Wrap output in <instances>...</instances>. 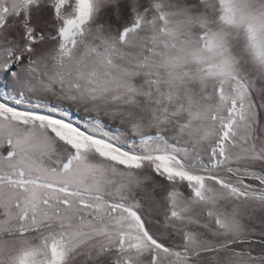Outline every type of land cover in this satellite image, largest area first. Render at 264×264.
I'll return each instance as SVG.
<instances>
[{
	"label": "snow or ice",
	"instance_id": "1",
	"mask_svg": "<svg viewBox=\"0 0 264 264\" xmlns=\"http://www.w3.org/2000/svg\"><path fill=\"white\" fill-rule=\"evenodd\" d=\"M0 264H264V0H0Z\"/></svg>",
	"mask_w": 264,
	"mask_h": 264
}]
</instances>
